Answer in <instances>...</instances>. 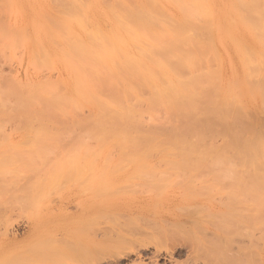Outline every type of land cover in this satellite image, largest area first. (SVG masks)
I'll return each instance as SVG.
<instances>
[{"label": "bare ground", "instance_id": "bare-ground-1", "mask_svg": "<svg viewBox=\"0 0 264 264\" xmlns=\"http://www.w3.org/2000/svg\"><path fill=\"white\" fill-rule=\"evenodd\" d=\"M24 60L26 79L4 72L3 64ZM222 63L248 71L264 98V0H0V140L89 141L92 148L73 151L92 154L94 168L103 154L128 151L132 157L133 152L217 156L232 172L246 167V176H236L229 187L233 198L223 201V210L171 218V210L154 214L148 200L102 208L124 217L94 231L101 240H119L115 257L134 254L133 264H149L146 253L153 264L171 259L174 250L162 251L157 239L179 230L198 264L200 250L233 249L227 223L207 228L213 216L237 213V197L247 188L252 200L243 197L251 215L246 221L237 214L236 234L264 222V126L248 122L224 94ZM55 70L61 72L53 77ZM9 170L0 164L1 174ZM88 233L75 240L78 245L93 236ZM57 249L37 250V264L64 263L71 250ZM249 250L264 245L252 239ZM96 256L94 264L111 257Z\"/></svg>", "mask_w": 264, "mask_h": 264}, {"label": "rangeland", "instance_id": "rangeland-1", "mask_svg": "<svg viewBox=\"0 0 264 264\" xmlns=\"http://www.w3.org/2000/svg\"><path fill=\"white\" fill-rule=\"evenodd\" d=\"M23 63L17 61L12 66L3 64L2 67L5 73L14 71L19 79L24 80L28 75V65L25 60ZM242 65L244 69L245 64ZM229 68L230 63L227 67L222 63L224 94L239 104L248 122L251 121L257 127L264 126V98L255 87L256 79L239 66ZM56 71L51 73L53 77L60 70ZM84 111L88 113V107ZM16 139L0 140V164L10 167L8 173H0V264H37V250L57 248L71 250L66 258L63 256L66 261L61 264H94L96 255L104 254L111 255L108 258L112 261L106 257L99 264H133L136 255L118 256L117 238L101 240V233L95 236L94 231L100 227L124 220L119 214L103 212L104 206L148 200L154 214L163 209L171 210V218L187 216L194 210L202 211L204 208L223 210V201L230 199L229 196L233 198L228 189L234 178L238 175L244 178L245 170H248L238 166L232 172L233 167L217 163L221 159L225 160L217 156L133 152L132 157L129 151L103 154L98 158L101 166L94 168L90 164L92 154H76L73 146L89 145L92 148L95 143L71 139ZM13 144L17 147L14 148ZM108 161L113 164L105 165ZM74 162V167L68 166ZM47 165L51 167L45 168ZM56 165L59 167L54 168ZM248 185L250 187V183ZM247 190L248 193L243 196L251 199L252 189ZM243 196L237 197V213L227 217L213 216V224H208L207 228L211 230L218 223H227L236 240L232 244L233 249L200 250L199 253L204 257L198 260V264H264V250L247 252L252 239L264 245V222L251 226L247 230L246 234L250 233L248 235L236 234L237 214L239 219L246 221L251 215L248 210L250 202L244 200ZM227 211L229 209L224 213ZM31 230L34 231L32 236ZM86 232H89L88 235L93 232V236L85 240L83 247L75 240L87 235ZM178 233H168L169 236H162L164 240L156 236L160 237L157 239L160 243L157 242L162 251L174 250L171 259L163 257L165 259L158 261V264H194L187 235L183 231ZM65 239L73 243L67 246ZM240 246L247 248L243 256L242 250L238 251ZM155 249L154 246L149 247L151 252ZM113 255L116 258L114 260ZM150 257L151 254L146 253L144 262L151 264Z\"/></svg>", "mask_w": 264, "mask_h": 264}]
</instances>
